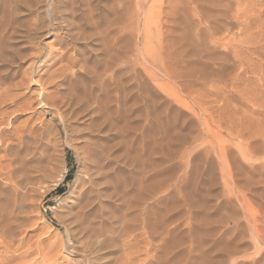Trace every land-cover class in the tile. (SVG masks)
Listing matches in <instances>:
<instances>
[{
  "label": "rangeland",
  "instance_id": "1",
  "mask_svg": "<svg viewBox=\"0 0 264 264\" xmlns=\"http://www.w3.org/2000/svg\"><path fill=\"white\" fill-rule=\"evenodd\" d=\"M90 155L94 264H264V0H0V264L93 263Z\"/></svg>",
  "mask_w": 264,
  "mask_h": 264
},
{
  "label": "bare ground",
  "instance_id": "2",
  "mask_svg": "<svg viewBox=\"0 0 264 264\" xmlns=\"http://www.w3.org/2000/svg\"><path fill=\"white\" fill-rule=\"evenodd\" d=\"M94 156L90 155L87 157L88 164L79 170L77 177L75 178V187H77V189H78V194H77L76 202H75L73 208L71 207L69 209V216H71V229H70V231L73 232L75 236H79L82 239L79 243L76 241L69 242V244L67 243L68 244L67 252H69L70 254H77L76 250L78 249V247L80 245H82L83 246V249H82L83 253L80 254V256H81V259H84L87 263H90V261L94 259L95 255H97L98 252H100L101 250L106 249L108 247H112L115 244L114 238L111 236L114 232L104 233L102 231H99V229L95 225L96 224L95 221L97 220L96 216L98 215V213L96 215L95 209L97 207V204L100 202L101 198L104 196V191H105V188H104L105 173H104V169H103L102 165L100 164L99 161L96 160V158ZM126 200H127V198H126ZM147 207H148V205H147ZM126 219L127 218H125V220ZM146 223H147V221H146ZM145 226H148V225L145 224ZM131 232L135 233L134 230L129 231L126 221H122L121 228L119 230V234L127 235ZM146 234L149 235V233H147V232H146ZM146 234H145V236H146ZM127 236L130 237L129 235H127ZM131 236H133V235H131ZM138 237H140V235ZM96 257L98 258V256H96ZM93 261H91V262H93ZM95 261H97V260H95ZM92 264H94V262ZM158 264H159V262H158Z\"/></svg>",
  "mask_w": 264,
  "mask_h": 264
}]
</instances>
